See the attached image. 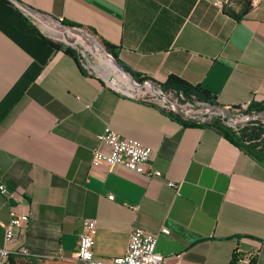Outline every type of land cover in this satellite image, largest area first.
<instances>
[{"label": "crops", "instance_id": "0c3cea01", "mask_svg": "<svg viewBox=\"0 0 264 264\" xmlns=\"http://www.w3.org/2000/svg\"><path fill=\"white\" fill-rule=\"evenodd\" d=\"M53 20L154 84L174 76L219 106L264 103V1L0 0V183L14 193L0 195L7 263L80 264L86 219L101 259L122 257L135 227L169 231L156 251L170 264L264 253V165L218 130L183 125L138 89L120 93L89 72ZM105 128L151 148L146 170L161 176L91 168L92 151H108L97 140ZM12 211L30 221L6 243Z\"/></svg>", "mask_w": 264, "mask_h": 264}, {"label": "built area", "instance_id": "2783aa9c", "mask_svg": "<svg viewBox=\"0 0 264 264\" xmlns=\"http://www.w3.org/2000/svg\"><path fill=\"white\" fill-rule=\"evenodd\" d=\"M261 1L264 0H252V3L258 4ZM146 89L147 88L138 89L141 91V94H138V98H141L144 102L157 101L162 110L171 112L176 116H180L173 112L170 103L161 97L155 96L151 91H146ZM136 90L137 89L134 87H121L117 91L136 97ZM158 94L162 96L165 93L158 91ZM168 100L170 101V99ZM177 101L180 104H174L178 105L179 107L188 106L194 110L193 106L184 105L188 102L183 103L178 99ZM250 105L251 104H247L242 107L231 108L232 118H235L233 120L235 122L245 121L247 117L250 116L246 114V111ZM180 117L186 121L198 122L196 120L198 117L196 114L188 113ZM211 119L212 117H208L206 120L211 121ZM256 120H260L264 124V118H259ZM97 140L106 146L108 151L103 153L97 149L93 150L91 154V168L96 169L100 166L113 167L119 165L136 174L146 175L149 178H159L161 176L159 171L146 170V165L152 152L151 148L146 147L132 139H122L110 128H105L104 132L97 136ZM168 186L176 188L175 184H168ZM0 195L7 198H14V193L2 183H0ZM108 199L112 200V196H109ZM29 221L30 216L28 214H16L13 211L10 212L9 224L4 226V241L6 243H10L13 238V229L24 228L28 225ZM95 234L96 221L91 219L84 220V230L80 237L78 250L76 252V259L80 264H170L164 256L156 251L157 239L159 235L168 236L169 231L167 229H162L160 232L155 234H147L141 228H133L130 232L124 255L122 257L113 259H101L94 256L93 245ZM8 257L9 252L5 249H0V264H8ZM259 259L261 264H264V253L260 249H252L242 253L235 252L231 264H255Z\"/></svg>", "mask_w": 264, "mask_h": 264}, {"label": "trees", "instance_id": "16d2710c", "mask_svg": "<svg viewBox=\"0 0 264 264\" xmlns=\"http://www.w3.org/2000/svg\"><path fill=\"white\" fill-rule=\"evenodd\" d=\"M106 50L113 55L112 48L105 46ZM66 53H70L66 50ZM131 74V73H130ZM132 77L140 83L147 81L145 77H141L138 74H131ZM149 81V80H148ZM160 86L161 91L165 94H172L179 101L183 103H200L209 104L216 106L215 100L210 96V94L197 86H192L185 81L170 76L163 83L157 84ZM264 111V103L262 104H251L246 111L247 115L253 113H260ZM174 120L188 126H200V127H210L218 130L237 148L244 151L250 157H252L257 162L264 165V124L260 120H255L249 122L246 126L242 128H232L226 125L225 120L220 116H215L211 119L209 123H198L195 121L180 120V118L171 112H167Z\"/></svg>", "mask_w": 264, "mask_h": 264}, {"label": "water", "instance_id": "95a60500", "mask_svg": "<svg viewBox=\"0 0 264 264\" xmlns=\"http://www.w3.org/2000/svg\"><path fill=\"white\" fill-rule=\"evenodd\" d=\"M16 3H18L16 1ZM19 4V3H18ZM22 5V4H21ZM29 12L36 14V15H41L43 16L44 14L40 13V12H35L34 10H32L31 8H26ZM55 22L56 25H58L62 30L65 31H71L75 34H79L82 35L83 37H85L88 41L89 44H91L93 47H96L98 50H100L105 56L106 58L112 60V62L114 63L115 67L122 73L124 74L126 77H128L130 79V81L134 84V88L136 89H143V88H148L152 94H154L157 97H161L163 98L165 101H167L168 103H170L171 108L173 110V112H175L177 115L180 116H184L185 114L188 113H192V114H196L197 117V121L198 122H207L209 123V120H206L208 117H213V116H220L225 120V123L227 126L232 127V128H242L244 126H246L249 122L254 121L256 119L259 118H264V111L260 112V113H256V114H251L250 116L247 117V119L243 122H235L232 118V111L231 108H227V107H223V106H212L209 104H201L202 108L200 109V111H195L193 110V108L191 107H179L178 105L172 103L171 101H169L167 99L166 96L164 95H159V92L161 91L160 86H158L157 84H154L151 81H145L143 83L137 82L132 75L127 72L126 70H124L117 62L116 58L110 54L106 48L100 44L90 33L85 32L83 30H81L80 28H76V27H72L69 25H65L62 24L56 20H53ZM64 37L66 38V36L64 35ZM207 116V117H206Z\"/></svg>", "mask_w": 264, "mask_h": 264}, {"label": "rangeland", "instance_id": "374dc122", "mask_svg": "<svg viewBox=\"0 0 264 264\" xmlns=\"http://www.w3.org/2000/svg\"><path fill=\"white\" fill-rule=\"evenodd\" d=\"M63 44H66V43L63 42ZM71 48H72L73 51H75L78 54V56L81 59L82 64L87 68V70L89 72H91L92 74L100 76L109 85H111V86H113L115 88H119V87L121 88L122 87L121 84L126 83V80L124 78H122L120 76V74L118 72H116L109 65V63L105 62L99 53H96V55L95 54L89 55V54H87V52H84L83 49H81L82 47H80L79 45L78 46L71 45ZM88 52H90L89 49H88ZM90 53H93V52L91 51ZM98 64H100L101 67L105 68V70L108 71L112 75V80H114L113 83H110V82H112V80H107L106 79L105 71L103 69H100L98 67ZM108 81H110V82H108ZM164 95H166L168 97V99H170V101H172L173 103H178L177 98L174 97L172 94H164ZM155 102H157V101H155ZM178 104H180V103H178ZM184 105H191V106L194 107V110H196L198 112L202 108V105L199 104V103H195V104L187 103V104H184ZM233 119H235V118H233Z\"/></svg>", "mask_w": 264, "mask_h": 264}, {"label": "bare ground", "instance_id": "6f19581e", "mask_svg": "<svg viewBox=\"0 0 264 264\" xmlns=\"http://www.w3.org/2000/svg\"><path fill=\"white\" fill-rule=\"evenodd\" d=\"M60 31V30H59ZM58 37L60 36L62 38L63 41H66L69 44H72L73 46H80L82 47L81 49H83L84 52H87V54L91 55V54H95L99 53L101 55V57L103 58V60L107 63H109V65L120 74L121 77H124V79L126 80V83L121 84L124 88H132L134 86V84L130 81V79L128 77H126L124 74H122L114 65V63L112 62V60L106 58V56L100 51L98 50L96 47H93L91 44L88 43L87 39L85 37H83L82 35L79 34H75L71 31H65L63 30L62 32L56 34ZM64 35L66 36V38L64 37ZM89 51L93 52L90 53ZM95 52V53H94ZM98 67L100 69H103L105 71V77L107 80H112V75L105 70V68L101 67L100 64H98ZM110 82V81H108ZM114 80H112L113 83ZM146 91H150L148 88L146 89Z\"/></svg>", "mask_w": 264, "mask_h": 264}]
</instances>
